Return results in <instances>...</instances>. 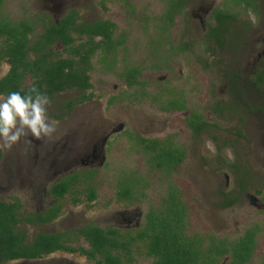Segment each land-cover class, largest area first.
<instances>
[{"label": "rangeland", "instance_id": "1", "mask_svg": "<svg viewBox=\"0 0 264 264\" xmlns=\"http://www.w3.org/2000/svg\"><path fill=\"white\" fill-rule=\"evenodd\" d=\"M57 1L61 2L62 10L50 0H4L2 14L24 18L44 13L55 20L66 10L74 8L79 13V21L112 20L116 23L115 35L125 33L126 41L117 56V63L111 68L98 62L100 56L93 57L90 74L95 96L92 100L73 108L63 120L61 117L55 119L53 114L62 113L65 102L77 94L62 93L51 99L49 117L58 122L57 132L66 126L76 128L75 122L83 121L78 127L85 128L87 123V127L98 131L102 138L112 128L123 124L120 131H110L104 163L95 166L93 175L100 186L98 199L91 207L85 204L72 206L75 216L64 214L55 225L65 226L69 221L80 223L90 215L104 224L106 221L102 217L124 207L119 201L113 203L111 200L119 182L134 175L143 184L140 188L143 194L139 192L133 206L144 212L149 205H161L167 187L175 184L187 211V234L205 237L207 247V236L232 241L245 229L256 227L259 230V253L255 254L253 262L264 263V209L250 207L241 197L235 207L220 210L216 204L219 200L217 185L214 183L213 189L209 188L215 180L225 182L223 173H226L230 188L236 186L237 180L243 179L245 188L251 193L257 191L264 202V81L256 85L239 82L248 77L260 49L259 38L264 36V0L258 1L256 13L240 10L238 20L228 24L227 43L213 54L205 51L200 26L192 18V9L212 5L209 0H190L181 13L183 19L167 28L165 35H161L164 24L159 17L166 8V0H104L103 4L100 0ZM215 2L216 8L226 11L240 9L232 7L230 0ZM183 22L191 30V38L196 43L191 52L177 53L168 48L167 42L181 38ZM40 31L38 23L36 33ZM54 48L61 47L58 44ZM125 65L140 67V79L147 83L127 86L118 76ZM6 69L7 65L0 66V76ZM234 75H240L238 81H231L236 79ZM171 97L184 99L185 108L180 112L165 110L163 105ZM222 100L229 110L219 113L216 106H220ZM192 112L201 113L206 120L217 125L211 126L208 132L212 141L205 134L196 138L192 136L186 124V117ZM137 136L171 137L185 150L184 161L170 171L151 167L148 157L141 152ZM72 217L74 221H71ZM65 257L71 264H93L84 256L62 252L53 254L45 262ZM222 260L220 257L216 264ZM150 261L139 253L135 254L132 264H150ZM62 263L67 264L64 260Z\"/></svg>", "mask_w": 264, "mask_h": 264}, {"label": "flooded vegetation", "instance_id": "2", "mask_svg": "<svg viewBox=\"0 0 264 264\" xmlns=\"http://www.w3.org/2000/svg\"><path fill=\"white\" fill-rule=\"evenodd\" d=\"M54 6H57L59 10H62L61 2L57 0H50ZM101 4H103L104 0H100ZM253 3L258 5L259 0H252ZM186 5L184 6V9L187 7L188 3L191 2L190 0L186 1ZM212 5H200L198 7H194L192 9V18L198 22L200 29H201V40L202 44L205 46L204 49L206 52H209V54H213L212 48L220 49L222 48L225 43L228 41V34L230 32V28L228 27V24L232 21L238 20V15L240 10L244 12L243 10L247 9L249 12L256 13V9L252 8L250 6L245 7V3H241L240 5L236 6L239 7V10L230 9L232 10L233 16L229 18L225 23L227 24V30L223 32V37L225 39V43L222 47H218L212 36L209 34L210 27L216 26V18L213 15L214 9L216 8L213 3H216L215 0H209ZM168 3H170V0H166V8L163 12V14L159 17V20L164 24L162 26L161 35H165V31L167 28L172 26L175 22L179 23L181 19H183V16H181V13L184 11V9L180 12L177 11L172 17V23L170 24V19L165 16L166 10L168 8ZM4 4V0L1 1L0 5V20L3 18H6L10 22L18 23L21 20H27L30 24L33 25V30L31 33H27L28 38H30L29 44H32V40H36L39 35L45 30L46 26H50V22L55 23L56 25H60V21L66 17L69 12L74 11L73 19L74 22L78 25L85 22H93V21H100V20H109L113 22L110 19H96L91 21H79L80 16L76 9L70 8L66 10L62 15H59L55 18V20L49 19L46 14L37 13L34 16L30 17H24V18H11L9 16L2 14V6ZM230 4L232 7L233 3L230 1ZM104 8L106 6L104 5ZM229 12V11H228ZM39 20V22H38ZM41 26V31L36 33L37 25ZM114 23L113 28V37L118 38L122 36L123 42L117 46V49L115 52V57H112L110 53L107 54V57L104 61L101 60V55L103 54L101 48H97L94 54L91 57L92 67H93V57L98 55L100 58L98 59L99 63H102L103 65L109 66L111 68L117 63V56L120 52V49L122 48V45H124L126 41L125 33H120L119 35H115L116 30V23ZM185 22L182 23L180 36L181 38L177 40L176 42L172 40H168V48L173 49L177 53L182 52H191V47L196 43V41H193L191 38V30L189 27H185ZM71 37L75 39L74 45H79L82 41H85L87 39L86 34H80L78 32H75L74 29L69 30ZM6 35L0 36V66L2 64L7 65V69L4 74L0 76V80L5 77L11 67L10 63L7 61V56H5L6 47H7V41L5 42ZM19 36V35H18ZM168 36V35H167ZM102 39V36L97 35L95 36L94 40L100 41ZM11 40L9 41V43ZM162 44V42H160ZM60 45V49H55L54 46ZM209 44H212L211 46ZM64 45L57 41L53 43L49 48V53L55 54L60 53L62 57H66L68 52L63 50ZM258 47V46H257ZM259 51L257 52V55L253 61V66L250 68V72L248 73L247 78H243V80H239V82L242 83H250L252 85H256V83H260L256 79L257 74L260 72L261 69L264 68V36L259 38ZM214 50V52H215ZM34 52L32 50L27 51V58L28 60H33L35 58ZM114 58V61L113 59ZM257 64H259V68H257ZM31 68H34V65L30 66ZM127 67H135L139 69V75L137 76V79L140 81L139 83L129 85L128 80L125 76V69ZM259 69V71H258ZM93 70L88 71L89 74V81L91 83V87L86 88L84 91L76 90V89H69L64 90L58 93H54L52 97H55L58 94L62 93H68V92H75L77 95L71 99L77 98L80 94H90L91 97L72 106V108H67V103L69 100L65 102L63 105L64 110L60 114H53V117L55 119H59L60 117L64 120L65 114H71L72 109L75 108L78 105H81L87 101H90L95 96V93L93 91V83L91 82V74L90 72ZM142 69L137 66L133 65H125L121 71L118 72V76L120 79H122L127 86H144L147 82L140 79L141 71ZM258 71V72H257ZM257 72V73H256ZM250 76V77H249ZM236 79L231 81H238L240 75H234ZM34 77L31 75V73L26 70L25 74L21 78V90L24 88H30L32 87V84L34 82ZM228 80L227 82H231ZM255 87V86H254ZM0 95H5L4 93H0ZM50 99H52L51 96H49ZM181 100L183 102V108L177 109L171 107L169 104V100ZM169 100L166 101V103L163 105V108L165 110H174L177 112L182 111L185 108V100L171 97ZM169 103V104H168ZM226 102L221 101L220 106H216V109L219 111V113H224L226 110H229V108L226 107ZM262 108L264 109V105H262ZM260 109V108H258ZM261 110V109H260ZM196 116L202 117L203 120H206L201 113L198 112H192L186 117V124L189 128L191 134L193 137H199L202 134H205L209 140L212 141L211 138L208 136V132L210 130L211 126H217L215 123H211L210 121H207V124H201V127L198 132L194 131V129L190 126L189 122L192 119H196ZM76 128L68 127L66 126L62 131L57 132L56 135L59 137V139L55 140L54 142H42L40 140H32V143L30 146L25 145L23 142L16 146L12 151L7 150H0V202L6 204L7 207H9L13 213H15L17 217V222L12 223L14 231L19 234L20 237H22L26 244L33 245L34 242L37 241V238L41 234L49 235L50 237L55 236L57 237L56 243L61 245L64 248H58L56 250H53L47 254H41L37 257L32 258H14L7 261H4L0 264H63V260L67 264H71L69 260H67L65 257L64 259H55L53 258L49 263L45 262V260L52 256L53 254L57 252H62L65 254H78L80 256H84L87 260L91 261L93 264H95L96 259L99 258V253H95V258L91 257L89 254H86L84 250H92L91 245L86 238L84 227L89 226L88 229H91L94 227H101L103 229L107 228H113L116 230H119L122 235L126 236H136L139 231L143 230L145 227L146 221H147V213L150 208V206L155 205H149L145 211L143 212L138 207L133 206L134 200L137 198H131L133 193H131L130 199L124 198L119 194L120 191V182L117 187V189L114 192V195L112 197V202L117 203L119 201L124 207L121 210L111 211L109 216L102 217L103 221H106L104 224L99 223L94 219V216L90 215L87 220H84L80 223H66L65 226H56L55 223L60 220V218L67 213H72V216H75V213L72 210V206L79 205V204H85L87 207L93 206L95 201L98 199L99 196V181L96 176L93 175L95 166L97 164L104 163L105 160V148L107 144V138L111 131V133L118 132L123 128V124H119L116 128H112L109 132L105 133V135L101 138L99 136L98 131L95 129H89L87 127V123L84 127H78V125L83 124V121L75 122ZM141 137V136H137ZM145 138V137H144ZM31 139V138H29ZM146 139H157L162 144L171 145L172 148L178 149L181 151V160H177L176 163H172V169L174 170L177 168L185 158V150L182 146L178 145L177 142L171 139V137H165L163 139H158L155 137H149ZM141 147V146H140ZM27 149V150H25ZM219 150V148L217 147ZM142 152V151H141ZM144 154V153H143ZM146 155V154H145ZM155 168V167H154ZM157 169V168H155ZM158 170H165L158 169ZM168 170V171H170ZM225 177V182L220 183L218 181H213L210 183L209 188L213 189L214 183L217 185L215 186L217 196H218V209L220 210H226L235 207L239 203V200L241 197L245 198L248 202V205L250 207H253L255 209L261 210L264 209V202L263 198L259 197L258 192L251 193L248 189L245 188L243 179L237 180L236 186L233 188H230L229 185V177L226 173H223ZM129 176V178H128ZM126 176L124 179L130 180L133 178L130 175ZM138 178V177H137ZM139 179V178H138ZM141 182V180L139 179ZM139 187L142 188L143 184H140ZM131 186V183L129 184ZM172 186L173 190L177 191V195L181 199V195L179 192V189L176 187L175 184H170L166 191L165 195L162 197L161 202L163 203L165 196H167V191L169 187ZM133 187V186H131ZM139 188V189H140ZM138 190V189H136ZM142 190V189H140ZM141 194V193H140ZM143 194V193H142ZM139 195V191H137L134 196ZM71 197V199H69ZM69 199V200H68ZM68 200V203H67ZM182 201V200H181ZM162 206L158 204L159 207ZM3 209H5L3 205ZM8 210V209H7ZM72 217L71 221H74V218ZM247 229H251V236H253V246L249 250V256L248 260L244 262H233V256L231 254V251L227 252L226 254H223L220 256L223 258L220 264H256L253 262V257L255 254L259 253V239H258V233L259 230L256 227H249ZM245 229L243 233L237 238L233 239L232 241L226 240V238L220 237L216 240H223L225 239L226 242H233L235 240H238L246 235ZM186 232V228H185ZM193 235V234H190ZM208 237V236H207ZM140 241H137L136 244H140ZM69 249H65V248ZM230 247V246H229ZM132 252L134 254V260L130 263L132 264L135 261V254L141 253L142 255L152 258L146 254H144L143 250H137L136 246H132ZM257 252V253H256ZM264 256V254H263ZM218 257V260L220 259ZM217 260V261H218ZM60 261V263H57ZM150 261V263H151ZM216 261V262H217ZM228 262V263H227ZM216 264V263H215ZM264 264V263H261Z\"/></svg>", "mask_w": 264, "mask_h": 264}, {"label": "trees", "instance_id": "3", "mask_svg": "<svg viewBox=\"0 0 264 264\" xmlns=\"http://www.w3.org/2000/svg\"><path fill=\"white\" fill-rule=\"evenodd\" d=\"M0 0V5H1ZM187 0H170L165 16L170 19L177 11H182ZM233 6L245 3V7H256L252 0H230ZM234 12H236L234 10ZM74 11L60 21V25L50 22L45 30L36 40H32L27 33H31L33 25L27 20H21L18 23L10 22L6 18L0 20V36L6 35L5 42L7 47L5 56L11 67L5 77L0 80V93L8 94L12 91H20L22 94L27 92V88L21 90V78L28 70L35 78L32 86H35L40 92L47 96H53L64 90L76 89L84 91L91 87L88 71L91 70V57L97 48H101L103 54L101 60L104 61L107 54L115 57L117 46L123 42L122 36L113 37L114 23L109 20L93 21L88 23L76 24L73 19ZM213 15L216 18V26L210 27L209 34L212 36L215 44L222 47L225 43L223 32L227 30L225 23L233 16L232 10L226 11L222 8H215ZM86 34L87 39L74 45L75 39L71 37L69 30ZM19 35V36H18ZM100 35L102 39L95 41V36ZM11 42L9 43V41ZM60 41L64 47L63 50L70 53L62 57L60 53H49L50 46ZM32 50L35 55L33 60H28L27 51ZM214 48L211 51L214 52ZM114 61V58H112ZM34 65V68L30 66ZM139 69L127 67L125 76L128 84H136ZM256 79L264 81V68L257 74ZM91 97L90 94H80L77 98L71 99L67 103V108H72ZM169 105L173 108H183L181 100H169ZM194 131L198 132L201 124H207L202 117L196 116L189 122ZM141 146L142 153L146 154L147 161L151 167L157 169H172V163L181 160V151L172 148L171 145L160 143L157 139H146L144 137L136 138ZM130 182L123 179L120 182L119 194L124 198H138L134 194L139 189V179L134 176ZM129 178V176H128ZM131 183V187L129 184ZM138 189V190H136ZM162 206H150L147 213V221L143 230L136 236L122 235L119 230L113 228L103 229L94 227L88 229L84 227L86 238L88 239L92 250H84L86 254L95 258V253H99V258L95 264H130L134 260L132 246L137 250H143L144 254L150 256V264H215L218 257L231 251L233 262H244L248 260L249 250L252 248L253 236L251 229H247L246 235L233 242L216 240L208 236L209 243L205 247V237L198 234H187L185 232L187 215L186 207L177 195V191L169 187ZM142 193V192H141ZM3 205L5 209H3ZM8 209V210H7ZM17 222V217L13 211L0 202V263L19 257L32 258L47 254L58 248H64L56 243L57 237L41 234L33 245L25 243L24 239L17 234L12 223ZM140 241V244H136ZM230 246V247H229ZM65 249H69L68 247Z\"/></svg>", "mask_w": 264, "mask_h": 264}, {"label": "clouds", "instance_id": "4", "mask_svg": "<svg viewBox=\"0 0 264 264\" xmlns=\"http://www.w3.org/2000/svg\"><path fill=\"white\" fill-rule=\"evenodd\" d=\"M50 105V97L35 86L25 94L12 91L0 95V150L12 151L21 142L30 146L33 139L42 142L59 139L58 122L49 117Z\"/></svg>", "mask_w": 264, "mask_h": 264}]
</instances>
